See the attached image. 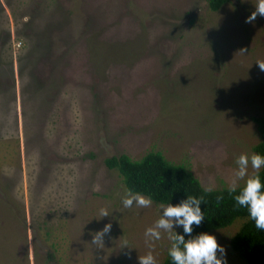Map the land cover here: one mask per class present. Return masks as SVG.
<instances>
[{"label":"rangeland","instance_id":"rangeland-1","mask_svg":"<svg viewBox=\"0 0 264 264\" xmlns=\"http://www.w3.org/2000/svg\"><path fill=\"white\" fill-rule=\"evenodd\" d=\"M256 3L0 0V264H139L149 251L161 264L167 234L149 249L144 232L163 204L124 208L104 159L160 151L228 187L264 116V17L245 22ZM244 220L208 232L226 264H246L229 245Z\"/></svg>","mask_w":264,"mask_h":264},{"label":"trees","instance_id":"trees-1","mask_svg":"<svg viewBox=\"0 0 264 264\" xmlns=\"http://www.w3.org/2000/svg\"><path fill=\"white\" fill-rule=\"evenodd\" d=\"M211 11H217L230 0H204ZM259 133V141L253 145L254 153L264 156V116L252 117ZM108 168L115 169L121 176L126 190L151 198L155 203L177 205L188 196L197 198L203 196L204 203L200 205L205 219L200 226L193 225L192 236L200 233L226 227L236 218H245L238 230L230 237V248L246 264H264V231L256 229L255 222L250 218L246 208L236 204L234 196L228 187L214 188L211 193L204 188L197 177L183 164L167 160L160 151H147L138 159L129 155L108 156L104 159ZM261 182L264 183V168L259 171ZM222 197V199H217ZM184 235L182 226L175 230ZM185 235V240L189 239ZM166 252L161 264H173Z\"/></svg>","mask_w":264,"mask_h":264},{"label":"clouds","instance_id":"clouds-1","mask_svg":"<svg viewBox=\"0 0 264 264\" xmlns=\"http://www.w3.org/2000/svg\"><path fill=\"white\" fill-rule=\"evenodd\" d=\"M257 16L264 17V0H257L255 11L246 18V23H252ZM242 49L240 52L245 53ZM256 63L259 69L264 71V60H258ZM236 168L232 171L229 182V193L237 192L240 182L244 186L240 189L239 194L234 196L237 205L246 208L250 218L255 222L256 229L264 231V183L261 182L259 171L264 168V156L252 153H242L235 158ZM251 168V174L249 173ZM214 191L213 185L209 184L204 188V192L211 193ZM222 199V197L217 198ZM152 200L139 193H133L126 190L122 199L123 207L130 209L135 204L138 208H149L152 206ZM204 203V197L188 196L177 205H161L162 214L155 221L153 226L148 227L144 232L145 244L149 249L154 248V242L162 239V233L167 234V239L171 242L169 256L173 264H226V250L219 245L216 237L208 233H200L192 236L193 225L200 226L205 219L200 205ZM110 213L106 208L99 210L100 218L109 216ZM183 228L184 235L177 234L174 227ZM111 223L105 224L104 228L93 235L91 243L96 249L104 248V236L110 233ZM185 235L190 238L185 240ZM128 247L125 243V246ZM219 258H218V255ZM139 264H157L156 258L149 251L144 256L138 257Z\"/></svg>","mask_w":264,"mask_h":264}]
</instances>
